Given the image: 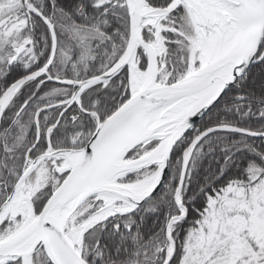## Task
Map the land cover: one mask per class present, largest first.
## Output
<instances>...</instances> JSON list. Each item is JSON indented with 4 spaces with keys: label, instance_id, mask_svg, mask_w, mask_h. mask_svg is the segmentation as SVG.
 <instances>
[{
    "label": "snow or ice",
    "instance_id": "6c2138e0",
    "mask_svg": "<svg viewBox=\"0 0 264 264\" xmlns=\"http://www.w3.org/2000/svg\"><path fill=\"white\" fill-rule=\"evenodd\" d=\"M0 264H264V0H0Z\"/></svg>",
    "mask_w": 264,
    "mask_h": 264
}]
</instances>
